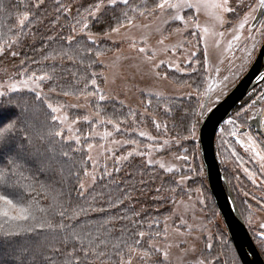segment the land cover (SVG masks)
<instances>
[{"label": "snow or ice", "instance_id": "snow-or-ice-1", "mask_svg": "<svg viewBox=\"0 0 264 264\" xmlns=\"http://www.w3.org/2000/svg\"><path fill=\"white\" fill-rule=\"evenodd\" d=\"M56 2L57 13L63 12L66 19L73 12V7L75 14L71 15V23L68 25L71 34L62 36L61 47L44 56L45 61L53 62L50 70L42 69L38 73L25 67L9 76L6 82H0V98H6L0 102V264H172L173 249H180L185 254L188 251L195 252L194 244L190 248L187 247L189 239L193 241L201 239L200 236H193L192 226L188 225L186 220H181L184 231L179 228L174 230L176 238L169 233L167 217L164 218L162 230H154V227L160 228V221L154 217L149 218L145 229V220L136 219L141 217L139 212H134L132 217L126 215L116 218L102 217L95 223H90L85 218L88 209L82 205L72 204V191H77L76 187L65 190L66 182L74 177L78 185V198H85L88 188L83 178H88L92 184L97 180L94 171L79 168L74 158V154L82 149L70 147V144L75 143L79 146L81 137L66 136V132H79L74 126L81 120L93 126L111 125L116 133L129 131L127 128H121V125L126 123L125 120H114L101 111L102 103L115 101L116 97L109 95L98 85L96 72L84 75L80 68L87 73V70L104 54L98 47V42L101 39L111 40L116 35L129 42V47L152 75L158 79H168V74L161 76L158 69L167 64L169 67L175 66L176 70L180 71V64L159 57L167 56L170 51L175 53L177 45L165 44L169 37L164 35V32L167 26L178 24L176 33L186 32L196 37L197 43L203 41L205 54L209 42L215 47H220L222 42L226 43V50H231L234 42L238 44L242 39L245 42L250 41L251 50L247 45L243 49L246 53L245 57L241 58L243 69L251 59L257 43H264V20L254 31L246 27L256 19L258 12L264 14V0H255V3L248 4L245 0H142V2L81 0L74 6L60 3V0ZM43 4L44 0L25 4L24 11L18 19V30L13 31L9 28L8 31L13 34L7 38L6 33H0V56L6 52H10L13 57L17 55L11 49L19 44L20 37L25 35L24 29L32 23V9H39ZM9 8L8 4L0 5V11L5 13ZM202 15L208 18L203 24L200 21ZM140 18L145 20L154 18L159 22L155 30L161 37L157 41L160 48H152L149 45L147 34L140 39L143 46L137 45V39L132 35L133 30L151 27L150 24H138L137 20ZM226 25L229 26L227 32L221 30ZM97 28L103 29L102 36L93 31ZM53 39L49 37V40ZM195 57L196 52L190 51L185 61L191 66L193 60L190 58ZM86 60L89 63L85 64ZM207 63L205 59L204 64ZM58 66L61 67L59 73ZM191 71L195 72L196 69L191 68ZM214 71L219 77L220 69L216 67ZM202 75L210 77L211 73L205 68ZM260 79L264 81V76ZM104 80L107 82V77ZM228 80V76H223L220 84L215 81L207 83L202 92L197 85V94L206 97L208 102L199 103L198 111L191 112V119L187 115L180 117V123L188 133L182 136V139L193 141L197 139V125L206 113L212 111V104L216 102L212 101L209 94H216L219 98ZM61 97L83 99L86 105L68 103L67 100L61 102ZM119 103L123 105L124 101L121 100ZM148 103L151 104V100ZM255 103L256 101L253 102ZM82 106H92L94 111L90 115L70 118L67 110ZM165 111L171 112L172 109L166 107ZM37 113H42L44 119L39 120ZM239 115L240 113H237V116ZM129 116L135 121L137 113L130 110ZM92 117H95V120ZM153 123L157 130L162 127L160 123L155 121ZM226 124L232 126L231 131L220 128L221 137L228 132L229 135L238 137L237 142L240 143V126L234 119H229ZM163 128L166 133L167 125H163ZM112 134L111 131L105 130L102 138L111 137ZM91 135L90 133L86 139ZM138 135L146 137L149 141L157 139L144 131H139ZM243 135L247 137L245 150L253 153V158L259 163V171L264 175V149L260 147L264 141L257 143L248 133ZM111 142L121 146L138 143L136 139L123 141L113 139ZM169 144L170 141L164 139L162 146ZM93 147L91 143L87 145L89 152L87 160L92 161V168L95 170L98 161L91 155ZM100 147L105 152H113L103 145ZM133 155H148L147 163H153L150 151L145 153L139 150L130 151L126 156L119 157L117 163ZM177 159L187 161L188 156H178ZM159 167L165 169V164L160 163ZM104 171L107 176L112 175L107 171V166ZM114 171L119 172L120 168L116 167ZM166 171L171 173L174 169L167 167ZM244 172L253 183H256L257 177L254 172L247 168H244ZM197 175H203L202 165ZM186 179L188 177L181 176L175 183L180 185ZM261 184H264V180ZM156 191L159 193L161 189L158 188ZM244 195L247 197L249 194L245 192ZM125 198L131 199L127 195ZM123 203L124 199L117 197V202L111 206L115 208ZM173 203L177 202L173 200ZM198 203L207 207L205 200H199ZM256 203L264 209V204L260 201ZM248 207L249 210L252 209L251 204ZM105 211V208H99V212ZM122 221H128L131 227L122 225L116 228V223ZM251 225L250 216L249 226ZM256 236L260 246L264 248V222L259 224ZM213 239L212 234L207 236L205 251L208 254L196 259L194 264H228L227 261L221 262L220 254L212 255ZM221 243L227 247L226 242ZM232 264H235V259Z\"/></svg>", "mask_w": 264, "mask_h": 264}, {"label": "rangeland", "instance_id": "rangeland-1", "mask_svg": "<svg viewBox=\"0 0 264 264\" xmlns=\"http://www.w3.org/2000/svg\"><path fill=\"white\" fill-rule=\"evenodd\" d=\"M81 0H75L74 3H77ZM245 3H255V0H245ZM208 19L206 16H201L200 21L201 24ZM264 20V14H261L259 20L252 24L253 20L246 27L252 29L253 31L259 28L261 21ZM138 24H150L151 27L148 29H134L132 35H134L137 39V45L143 46L140 44V39L143 35H149L148 43L152 48H160L161 46L157 43V41L161 38L160 34L156 32V27L159 24L154 18L145 20L144 18H140L137 20ZM178 24H172L169 26L168 30L164 32V35H167L169 38L165 41L167 45H177L175 53L173 54L171 51L167 54V56H160L159 58H163L165 60H174L179 62L180 71H177L175 66L169 67L167 64L162 65L158 71L163 76L164 70H171L178 73H190L191 68H196V60L195 58H190L193 60L191 66L185 61V57L188 55V52L195 51L196 55L199 50H202L204 61L207 59L208 63L204 64L205 68L209 69L211 73L210 77H206V81L204 84V88L207 87V83H211L215 81L217 84H220V81L223 76H228L229 80L227 81V86L223 88V94L219 95L217 98L216 94L210 93L212 101H216L212 104L214 106L221 98H223L227 92L238 82L241 76L246 72L249 68L255 56L258 52V49L261 43H257L256 49L251 57V59L245 64L243 69H241L242 57H245L246 53L243 50L247 45L248 49L251 50V42L243 41L238 44L234 42V46L231 50H226V43H221L220 47H215L209 42V47L207 49V54H205V46L204 42L200 41L197 43V38L189 35L188 33H176L175 29ZM229 26L226 25L224 31H228ZM167 29V27H166ZM257 40H259V36L257 34ZM112 44H114L113 49L107 54L105 57L103 56L100 61H102V65L104 67V78L107 77V82L104 80L103 90L111 96L116 97L118 100L124 101V104L131 107L133 110L139 114L140 123L139 126L132 124L131 127H122L127 128L129 131L126 134H134L137 136L139 140H137V145L126 144V145H118L113 144L111 141L115 140H127L125 137H121L119 133H116L111 125H90L88 123L83 122L81 120L80 123L74 126L75 129H79V132L73 133H65V135H79L81 137V144L78 146L82 148L86 152V160L89 155L87 145L89 143L93 144L94 147L91 151V155L95 160L98 161L95 170L92 168V161H88L89 169L88 171L95 172L96 177L98 178L101 173L105 174V166H107V171L112 172L113 166H120L125 161L129 160L132 157L140 158L147 165H154L159 167L160 163L165 164V169H161L166 173H170L166 171L167 167H173V172L179 171H190L193 168L191 158L188 157L187 161L177 159L178 156L186 155L184 149H180V142L165 133L162 123L155 121L156 123H160L162 127L157 130H151L150 126L146 123H143L145 119V107H147L148 99L154 98H169V97H187V93L191 90L189 88H185L184 86L176 85L172 81L168 79H158L154 75H152L148 71V67L143 64V62L137 57L136 53L129 47V42L125 39H122L120 36L114 35L111 40H109ZM179 45H184V47H179ZM187 49V51H185ZM190 67V68H189ZM218 67L220 69L219 77L216 76L214 69ZM6 75L0 77V82H6L8 77L14 75L15 73L12 69H7L4 71ZM262 84L261 87L257 88L253 93L249 96V101L246 106L245 111L248 114V125L240 126V135L239 140L240 143L237 142L238 137H233L232 139L237 146L240 154L244 156L246 162H242L239 158L233 155V151L229 156V159L222 158L221 163L224 165L225 171L232 175L236 180V186L233 185V192L238 200L242 203L243 208L246 212V225L251 232V236H253L256 241H258V237L256 236V232L258 230V226L261 222H264V209L260 208V205L256 203V201H260L261 204H264V184H261V181L264 180V175H262L259 171V163L256 159L253 158V153L246 151L247 137L243 135V133H248L251 135L256 141L259 137H263L264 139V81H261L258 85ZM257 85V86H258ZM219 91V90H218ZM140 92H144L145 99H142V96L139 95ZM197 95L199 103L208 102L207 98L202 95ZM61 102L67 100L68 103H78L80 105H86V101L83 99H60ZM256 101L255 104L253 102ZM250 105H252L250 107ZM70 118H75L76 116L83 117L85 115H90L94 108L92 106H82L79 108H72L67 110ZM139 111V112H137ZM259 117V122H257L254 126L249 124V121ZM95 120V117H92ZM133 120V119H132ZM202 120V119H201ZM201 122V121H200ZM155 124V123H154ZM88 125L89 128L87 130L82 131L81 126ZM199 124L197 125L198 131ZM111 131L113 134L111 137H103L104 131ZM139 131H144L153 137H157L156 140L149 141L146 137H141L138 135ZM92 134L90 138L89 134ZM168 139L170 144L167 146L163 145V140ZM197 141V139H196ZM198 142V141H197ZM103 145L105 148L112 149L113 152H105L103 148L100 146ZM149 146H152L149 148ZM139 150L145 153H149L151 155V159L153 161L152 164L147 163L148 155L145 156H136L133 155L129 157L127 160H122L117 163L119 157L126 156L128 152ZM199 153V152H198ZM249 163L254 166L256 170V183H253L244 172V168L249 167ZM204 171V170H203ZM252 172V171H251ZM172 173V172H171ZM203 176L204 173H203ZM182 184H180L183 188L186 187V183L190 180V176H187ZM86 183V187L89 189L93 184L88 178H83ZM244 181V183H243ZM199 189V191H197ZM247 192L249 195L246 197L244 193ZM255 197V199H253ZM177 203L174 204L172 202L171 213L168 218L169 225V233L174 236V230L179 228L181 231H184V226L181 224V220H186L187 224L192 226L193 236H200V240L193 241L189 239V243L187 247H191L193 244L195 245V252L188 251L187 254L183 253L180 249H173L172 251V264H194L195 260L201 257L202 255H207L208 253L205 251V242L207 241V236L212 234L214 239L213 250L215 244H220L221 241H224V233L228 236L227 231L224 227L222 219L217 209V214L212 215V205H210V201L206 192L199 186L190 188V192L184 196L177 199H174ZM199 200H205L207 207L198 203ZM247 201V203L245 202ZM252 205V209L249 210L248 205ZM210 209V210H209ZM251 216L252 225L249 226V218ZM163 222L161 225V230L163 228ZM229 238V237H228ZM182 239V238H181ZM259 242V241H258ZM163 243V241H161ZM212 250V252H213ZM264 252V248H262ZM221 258V257H220ZM227 261L228 264H232L231 260H221V262Z\"/></svg>", "mask_w": 264, "mask_h": 264}, {"label": "trees", "instance_id": "trees-1", "mask_svg": "<svg viewBox=\"0 0 264 264\" xmlns=\"http://www.w3.org/2000/svg\"><path fill=\"white\" fill-rule=\"evenodd\" d=\"M75 0H60V3L77 5L81 1L74 3ZM36 0H0V5L8 4L10 5L7 13L0 11V33H6L7 36H11L13 33L8 31L9 28L13 31L18 30V19L24 11V5L27 3H35ZM137 2H142V0H137ZM19 5V7L17 6ZM57 2L56 0H44V4L39 9H32V23L28 25L25 29V35L20 37V42L18 45H15L11 51L17 53L16 56H12L10 52H6L4 55L0 56V77L5 74V70L12 69L14 73L22 70L23 68H28L31 71H37L40 73L42 69L50 70V66L53 63L52 61H45L44 56L52 52L53 49H59L61 47V37H66L70 35V30L68 25L71 23V15L75 14V7H73V12L68 18H65L63 12L57 13L56 11ZM57 16H59V21L57 22ZM170 26V25H169ZM169 26H167L166 31ZM97 31L101 36L103 29L97 28L93 29ZM49 37H53V40H49ZM79 39V37H77ZM98 47L103 51V55L98 58V61L92 65L90 69L87 70V73L84 72V69L81 67L80 72L84 75H87L91 72L97 73V83L103 88L104 85V67L101 64L100 59L113 49L114 44L109 40L101 39L98 42ZM93 59H96L93 57ZM200 61L196 64V71L190 73H178L171 70H164V74H168V80L172 81L176 85L184 86L189 88L191 95L187 97H169V98H150L151 104H147L145 107V119L143 123H146L150 126L151 130H156L153 120L167 125V134L175 138L180 142V149H187L186 155L191 158L193 168L196 171H179L166 173L154 165L145 164L140 158L132 157L129 160L122 163L120 166L119 172L114 171L117 166H113L112 175L107 176L103 173L97 178L96 183L93 184L88 191L85 193V198H78V185L74 177L69 178L65 184V190H69L72 187H76L77 191H72V204L73 206L82 205L88 212L86 214V219L90 223H95L96 220L101 219L102 217H112L116 218L121 215H126L132 217L134 212L141 213V217L136 219L143 218L145 220L144 227L147 228V223L149 218H155L160 221V228L154 230H161L162 221L165 217L169 216L171 213V205L174 199L184 197L190 192V188L199 186L203 189L204 192L208 195L210 205H212L211 214H217V207L214 203L212 195L210 193L209 187L206 182V178L203 175H197V172L200 170L202 161L200 158L198 142L195 140H184L181 137L188 135L184 131L181 123L180 117L187 115L191 119V112L193 110L198 111L199 100L197 98L196 87L200 86L201 92L204 89V84L207 76H203L205 65L204 57L202 50H199L195 59ZM59 65V61L56 62ZM89 63L88 60L85 61V64ZM190 68V67H189ZM61 71V67H57V72ZM163 74V75H164ZM67 75V73H65ZM192 85V87H188ZM262 84L256 86L252 89L240 102V104L232 111L231 115L220 125L215 137H214V152L217 157L219 168L225 177L227 185L232 193L234 201L237 205L239 213L243 219V222L251 235L250 230L247 227L246 223V212L243 208L242 203L238 200L233 192V185L237 183V180L229 175L225 169L224 165L220 160L222 158L229 159L231 152L236 153V157L239 158L242 162H246L243 155L240 154L237 146L235 145L232 136L228 134L231 131L232 126L227 125L226 121L229 119H234L238 126H247L248 125V114L245 111L246 106L249 102V96L257 88L261 87ZM47 91V88L45 89ZM91 90V89H90ZM25 95V94H21ZM30 95V94H27ZM139 95H143L142 99H145L144 92H140ZM74 99L72 97L60 99ZM6 98H0L2 102ZM120 100L115 99L107 104H101V111L107 117H110L114 120H125L126 123L122 124V127H131L134 123L139 126L140 118L139 114L136 116L135 121L132 120V117L129 116L130 110L133 109L123 103L121 105ZM169 107L172 109L171 112H166L165 108ZM139 112V111H137ZM237 113H240L237 116ZM39 120H43L44 116L42 113H37ZM82 131L87 130L88 125L81 126ZM220 128H225L228 132L225 133L223 137L220 134ZM121 137L126 139H136L137 136L134 134L119 133ZM227 141V143H224ZM264 141L263 137H259L257 143ZM70 147H78L75 143H71ZM261 149H264V144L260 145ZM82 149V148H81ZM74 158L78 162V167L83 169H89V163L86 160V152L82 149L80 152L74 154ZM248 169L256 174L254 166L249 163ZM204 173V171H203ZM190 176V180L186 183L187 188H183L181 185H177L175 181H178L181 176ZM244 183V181H243ZM161 189L158 193L156 189ZM172 189H175L173 192ZM130 196L131 199L125 198V196ZM117 197L124 199V203L120 204L118 207H112L111 204L117 202ZM154 197H161L160 199H154ZM105 208L106 211L101 213L99 208ZM210 210V209H209ZM122 225H131L128 224V221H122L116 223L115 227L120 228ZM252 237V240L258 249L261 257L264 260V252L259 242ZM224 242H226L227 247H224L222 243L215 244L212 255L220 254L221 260H231L235 259V264H241L238 255L234 249L233 244L231 243L228 236L224 233Z\"/></svg>", "mask_w": 264, "mask_h": 264}, {"label": "water", "instance_id": "water-1", "mask_svg": "<svg viewBox=\"0 0 264 264\" xmlns=\"http://www.w3.org/2000/svg\"><path fill=\"white\" fill-rule=\"evenodd\" d=\"M260 16L261 13L258 12L252 24H255ZM261 76H264V43H261L255 59L238 82L212 106L210 113H206L197 131L199 154L206 182L241 264H264V260L243 222L219 168L213 144L220 125L231 115L241 100L262 81ZM257 122L259 117L250 120L249 124L254 126Z\"/></svg>", "mask_w": 264, "mask_h": 264}]
</instances>
